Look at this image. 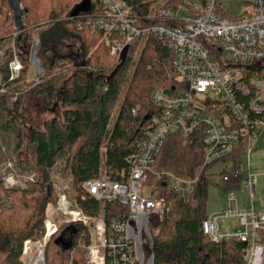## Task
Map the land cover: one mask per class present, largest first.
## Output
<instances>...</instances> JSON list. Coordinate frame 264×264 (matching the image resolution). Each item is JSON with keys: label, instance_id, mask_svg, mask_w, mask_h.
Listing matches in <instances>:
<instances>
[{"label": "trees", "instance_id": "obj_1", "mask_svg": "<svg viewBox=\"0 0 264 264\" xmlns=\"http://www.w3.org/2000/svg\"><path fill=\"white\" fill-rule=\"evenodd\" d=\"M80 1L20 0V28L8 1L0 0V87L4 88L0 90V155L9 157L19 172H36L28 188L4 190L12 196V205L0 212V264H22L24 240L42 238L47 205L56 201L50 177L57 167L70 179L76 205L88 215L103 213L109 223L127 212L126 205L117 201H96L83 182L102 172L125 180L128 156L139 150L138 141L149 123H142V118L151 110L156 112L151 90L160 87L172 93L177 86L171 67L173 49L165 39L147 33L130 73V54L139 37L130 43L125 59L117 60L101 34L91 32L94 18L102 12L99 0H90L88 12L71 17V9ZM127 1L143 15L154 3ZM35 39V56L42 69L37 81L28 78V52ZM12 41L23 67L9 79ZM66 74L60 81V75ZM29 96L40 98L45 110L52 107L59 112L36 124L26 111ZM202 139L201 126L185 134L168 133L155 157V168L192 181V188L185 198L170 188L166 176L146 180L156 184L157 195L169 207L154 236L152 264H244L243 242H216L202 230L208 167L202 165ZM58 227L44 247L45 264H86L76 244L82 238L89 241V226L64 222Z\"/></svg>", "mask_w": 264, "mask_h": 264}, {"label": "built area", "instance_id": "obj_2", "mask_svg": "<svg viewBox=\"0 0 264 264\" xmlns=\"http://www.w3.org/2000/svg\"><path fill=\"white\" fill-rule=\"evenodd\" d=\"M162 1L143 15L127 0H99L102 12L91 24V32L101 34V41L117 60L124 46L129 47L143 33L156 34L173 49L171 67L177 86L172 87V93L160 87L151 90L149 97L156 112L146 120L149 123L138 141L139 150L128 156L130 168L122 174L125 180L102 172L83 182L96 201H117L126 205L127 212L109 223L103 213L88 215L70 198V179L61 183L50 178L57 192L54 215L45 212L44 233L35 242L48 241L64 222H80L94 235L93 240L82 238L76 244L86 264H152L155 243L151 230L154 221L160 222L168 214L169 207L157 195L156 184L146 180L166 176L170 188L187 198L192 181L153 165L168 133L185 134L201 126L202 165L221 164L219 178L226 187L225 206L206 214L202 230L216 242H243L244 264H264V198L258 197L259 205H254L258 175L250 169L252 147L264 130V0H246L241 12L232 18L219 14L218 0ZM154 19L164 23L150 22ZM35 43L36 39L28 57L36 71L31 79L37 81L42 69ZM13 44H9V79L17 77L23 67ZM1 165L0 212L12 205V196L4 190L27 186L36 179L34 172L20 174L7 156L0 155ZM223 218L236 221L226 229L220 224ZM35 242L24 240L22 264H35L30 256Z\"/></svg>", "mask_w": 264, "mask_h": 264}, {"label": "rangeland", "instance_id": "obj_3", "mask_svg": "<svg viewBox=\"0 0 264 264\" xmlns=\"http://www.w3.org/2000/svg\"><path fill=\"white\" fill-rule=\"evenodd\" d=\"M175 0H172V2H174ZM246 0H218V3L220 5V9H219V14H221L223 17H235L236 15H238L241 10L243 9V7L245 6V2ZM163 2L162 0H154L153 5H156L158 3ZM170 3V2H169ZM145 33H143L139 38H137L136 42L134 43V50L133 52L130 54L131 55V63H130V73L132 72L134 65L136 63L137 58L139 57V53L141 52V48L145 42ZM129 73V75H130ZM36 75V71L35 68L32 64L29 65L28 68V78L31 77H35ZM128 75V77H129ZM61 79L60 81H62L64 78H66L68 75H60ZM26 102V107H27V114L30 115L32 117V119L34 120V122L37 124H39V122L45 118V117H50L53 113H58L59 109L55 108L53 109L52 107L48 108V110H45L42 107V100H40V98H35L32 96H29ZM53 110H52V109ZM119 106L117 105L115 110H114V114L117 113ZM260 136L257 140V142L255 143L254 147H252V151L250 154V169L253 172H256L258 174V180H257V184L254 187V191L257 197V200L255 201L254 205H259V201H258V197L260 198H264V130H262L261 133H259ZM104 150V148L102 149V151ZM1 168L4 167V165L0 166ZM14 167L17 169V167L14 165ZM18 170V169H17ZM220 170H221V164L216 163L213 165H210L206 168V172H207V200H206V214H209L215 210H218L220 208H222L224 206V198L226 195V187H224V185L221 183V178L220 177ZM19 172V170H18ZM34 172V171H32ZM30 173V172H29ZM36 173V172H34ZM20 174L23 175H27L28 172H20ZM53 178L55 181H60L61 183H65L67 180H69V178L62 174L61 171L59 170V168H55V170L51 173V177ZM22 181L24 180L23 178H20ZM33 182L28 183L27 186L24 187H16L19 189H25L28 188V186L32 185ZM55 192L56 189L54 188ZM1 191V190H0ZM69 195L70 198H73L75 195L74 189L71 186V190L69 191ZM56 197H57V192H56ZM53 204H48L46 211L48 214L50 215H54V211H53ZM236 219H232V218H227V219H221L220 220V224L222 226V228H228L229 226L234 225ZM160 222H155L154 221V226H153V230H151V235H152V239L154 242V236L158 233L159 231V227H160ZM94 235L93 233L90 235V239L93 240ZM38 241V240H36ZM35 242V241H33ZM35 249H36V242L33 243L31 245V249H30V256L34 255L35 253ZM78 249V248H77ZM80 250V249H79ZM80 252L83 254V252L80 250Z\"/></svg>", "mask_w": 264, "mask_h": 264}, {"label": "water", "instance_id": "obj_4", "mask_svg": "<svg viewBox=\"0 0 264 264\" xmlns=\"http://www.w3.org/2000/svg\"><path fill=\"white\" fill-rule=\"evenodd\" d=\"M11 9L14 12V16H15V20L16 23L18 25V27L21 28V21H20V15L22 14V5L20 0H7ZM136 2L134 1V4ZM91 8V2L90 0H81L79 3H77L76 5L73 6V8L70 11V16H77L78 13L80 12H88ZM128 51V45L124 46L122 53H121V57H120V61L122 62L125 59L126 53ZM117 68V66H116ZM152 110L147 112L143 118H142V123L144 121H146L150 116H151ZM47 242V241H46ZM45 242V244H46ZM44 244V245H45Z\"/></svg>", "mask_w": 264, "mask_h": 264}, {"label": "bare ground", "instance_id": "obj_5", "mask_svg": "<svg viewBox=\"0 0 264 264\" xmlns=\"http://www.w3.org/2000/svg\"><path fill=\"white\" fill-rule=\"evenodd\" d=\"M47 238V237H46ZM44 241H40V242H36V249H35V253L33 258H34V261H35V264H43L44 260Z\"/></svg>", "mask_w": 264, "mask_h": 264}, {"label": "crops", "instance_id": "obj_6", "mask_svg": "<svg viewBox=\"0 0 264 264\" xmlns=\"http://www.w3.org/2000/svg\"><path fill=\"white\" fill-rule=\"evenodd\" d=\"M255 173H256V172H255ZM256 174H257V173H256ZM257 175H258V174H257ZM257 178H258V176H257ZM257 180H258V179H257ZM224 206H225V198H224ZM224 206H223V207H224Z\"/></svg>", "mask_w": 264, "mask_h": 264}]
</instances>
